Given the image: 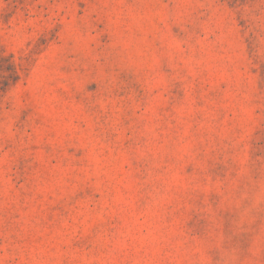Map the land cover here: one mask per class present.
I'll return each mask as SVG.
<instances>
[{
	"label": "rangeland",
	"instance_id": "rangeland-1",
	"mask_svg": "<svg viewBox=\"0 0 264 264\" xmlns=\"http://www.w3.org/2000/svg\"><path fill=\"white\" fill-rule=\"evenodd\" d=\"M0 264H264V0H0Z\"/></svg>",
	"mask_w": 264,
	"mask_h": 264
}]
</instances>
